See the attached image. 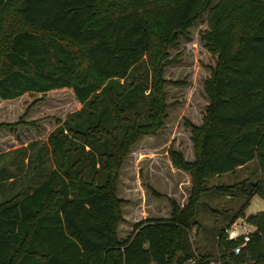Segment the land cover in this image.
I'll use <instances>...</instances> for the list:
<instances>
[{
  "label": "trees",
  "instance_id": "1",
  "mask_svg": "<svg viewBox=\"0 0 264 264\" xmlns=\"http://www.w3.org/2000/svg\"><path fill=\"white\" fill-rule=\"evenodd\" d=\"M15 1L0 0V100L9 103L28 93L70 88L96 121L85 127L72 125L74 115L80 117L73 110L63 119L56 118L48 132L50 141L64 143L68 163L87 186L76 190L53 146L57 165L35 184L0 201V264H174L178 255L187 264H210L213 259L219 260L217 264H241L248 258L264 261V208L245 216L254 228L239 253L233 247L240 240L227 238L223 231L245 214L253 194L264 197V173L248 182L247 198L220 228L214 250L197 251L190 236L208 178L232 172L254 158L260 160L264 172V15L242 34L230 18L232 14L243 18L264 0H230L231 6H227L229 0H21L19 13L25 23L67 36L82 53L56 35L30 28L3 35L6 12ZM203 13L208 26L201 39L216 54L204 80L208 103L202 122L188 123L193 157H185L172 146L167 149L172 165L190 175L187 196L181 203L167 194L168 212L142 215L120 236L124 198L117 186L122 163L140 136L162 127L167 105L163 66L172 60L167 59V48L178 44L179 37L189 38L188 29ZM159 14L164 48L157 60V81L153 84L151 79L150 84L136 72L155 44L150 21ZM82 57L104 79L78 80ZM146 88H151L147 121L128 131L132 123L124 125V98L131 99V94H141ZM25 111L14 121L0 120V129H7L21 143L34 138L16 129L20 122L34 124L32 119H23ZM121 130L125 135L117 153L113 138ZM88 137L103 144L98 156L105 181L95 185L83 174L96 163L92 151L83 158L72 155L77 150L74 138L86 142ZM114 154L111 168L107 156ZM0 175L5 178L1 169ZM243 183L214 188L230 193ZM153 193L162 195L155 187Z\"/></svg>",
  "mask_w": 264,
  "mask_h": 264
},
{
  "label": "rangeland",
  "instance_id": "2",
  "mask_svg": "<svg viewBox=\"0 0 264 264\" xmlns=\"http://www.w3.org/2000/svg\"><path fill=\"white\" fill-rule=\"evenodd\" d=\"M217 0H213L215 3ZM21 0L12 3L8 8L3 24V35H7L19 28H30L41 33L56 35L66 42L73 49L82 53L83 50L67 36L58 35L52 31H44L25 23L19 13ZM229 0L227 6H231ZM264 15V4L253 12L238 18L231 15L232 23L239 33H246ZM162 24V15L159 14L150 21L152 32L155 36V44L145 55L141 66L136 72L138 78L151 79L154 84L156 80L157 60L162 55L164 44L160 40L159 33ZM206 13H203L194 24L188 29V37H179L178 44L167 48V59H172L163 66V77L165 78L163 89L166 98V115L163 118L162 127L154 134L140 136L130 147L125 157L119 174L117 193L124 198L122 202V213L124 219L118 224V233L124 236L131 229L135 219L140 215H159L166 212L169 204L167 193H176L177 198L186 196L181 188L174 187L178 180L182 181L183 189L188 192L190 175L181 169H175L172 165L167 149L169 146L177 148L187 158L193 157V145L190 139L191 128L188 123L202 122L208 98L204 91V80L210 74L215 64L216 54L213 53L201 39V35L207 28ZM173 57V58H172ZM78 80L90 78L104 79V77L90 66L88 60L82 57L80 67L76 74ZM121 81L123 78L120 79ZM151 89V88H150ZM146 88L141 94H131L124 98V125L131 124L128 131L135 130L140 124L147 121V113L151 100V92ZM105 102H108V92H103ZM134 95V96H133ZM156 95H158L156 93ZM158 98V97H157ZM3 100V99H2ZM0 100V120H16L25 109L24 120H33L34 124L20 122L16 127L17 131L24 137L40 134V138L28 142L26 145L17 148V155L23 156L13 158V165L8 168L17 179H22L24 184H35L44 173L53 169L57 162L53 155V146L58 161L68 172L69 180L73 186L79 189L87 184L83 177L74 170L65 156L64 143L57 139L49 138L48 133L55 125L56 118L63 119L70 111H77L80 117L74 115L72 125L85 127L96 120L89 114L88 108L80 104L70 88L50 90L44 94L33 92L28 93L16 100L3 102ZM159 102V100L157 101ZM138 111L139 115H135ZM23 117V116H22ZM111 122V118L109 119ZM113 121L110 123V126ZM146 124V123H145ZM67 131V130H65ZM44 133V134H43ZM125 133L122 130L113 138L114 149L118 153ZM11 139L16 144L14 136L5 128L0 129V143L11 144ZM77 150L73 151V159L83 158L92 151L96 163L88 166L83 174L89 184L95 185L105 181V174L100 170L99 152L103 150V144L96 137H88L86 142L83 138H74ZM53 144V145H52ZM27 155V156H26ZM17 159V160H16ZM111 168L116 160V155L107 156ZM84 160L78 165L81 168ZM110 168V170H111ZM260 160L254 158L232 172H225L213 175L205 181L207 190L201 195L196 214L197 225L191 231L190 236L197 251L214 250L217 234L220 228L225 225L233 214L242 206L247 196L250 180L259 179L262 172ZM3 177L0 175V180ZM235 186L233 192H224L214 188V185L240 184ZM88 183V182H87ZM237 184V185H238ZM186 185V187L184 186ZM188 185V187H187ZM161 191L162 195L156 196L153 189ZM50 203V202H49ZM50 206V204H49ZM264 208V197L260 194H253L244 208V215L237 216L238 220L245 219V216ZM225 223V224H224ZM177 257V256H176ZM175 257V258H176ZM175 260V259H174Z\"/></svg>",
  "mask_w": 264,
  "mask_h": 264
},
{
  "label": "crops",
  "instance_id": "3",
  "mask_svg": "<svg viewBox=\"0 0 264 264\" xmlns=\"http://www.w3.org/2000/svg\"><path fill=\"white\" fill-rule=\"evenodd\" d=\"M37 138H40V136H36L32 138L33 140H36ZM11 144L8 143H0V169L3 171V174H5V178L0 180V201L7 199L8 196H11L15 193L20 192L24 187H27L26 184H24V181L22 179H17L15 176H13L12 173H8V168H13L15 165H17V161L15 162V165H13V158L17 156H23L22 153L20 155H17V148H20L21 146L26 145L28 142L25 141L23 143L16 141V144H13L14 142L11 139ZM27 156V155H26ZM17 160V159H16ZM178 170V168H175ZM182 171V170H181ZM184 174L187 176L185 171ZM189 184V183H187ZM181 188L183 193L186 194L187 192L182 187V181L178 180L176 182V185L174 187ZM186 187V185H184ZM188 187V185H187ZM168 195H172L177 198L176 193H167ZM187 196V194H186ZM186 196H181V199H178L181 203L184 202ZM169 211V207H167L166 212ZM165 212V213H166ZM142 216V215H140Z\"/></svg>",
  "mask_w": 264,
  "mask_h": 264
},
{
  "label": "built area",
  "instance_id": "4",
  "mask_svg": "<svg viewBox=\"0 0 264 264\" xmlns=\"http://www.w3.org/2000/svg\"><path fill=\"white\" fill-rule=\"evenodd\" d=\"M253 228V225L245 219L238 220L237 218L223 228L224 234L227 238L240 240L239 243L233 247L235 253H239L242 248L247 245L250 238V232ZM218 261L219 260L217 259H213L210 261V264H217ZM241 264H264V261L257 262L248 258L241 262Z\"/></svg>",
  "mask_w": 264,
  "mask_h": 264
},
{
  "label": "water",
  "instance_id": "5",
  "mask_svg": "<svg viewBox=\"0 0 264 264\" xmlns=\"http://www.w3.org/2000/svg\"><path fill=\"white\" fill-rule=\"evenodd\" d=\"M174 264H187V262L183 255H178L174 260Z\"/></svg>",
  "mask_w": 264,
  "mask_h": 264
}]
</instances>
